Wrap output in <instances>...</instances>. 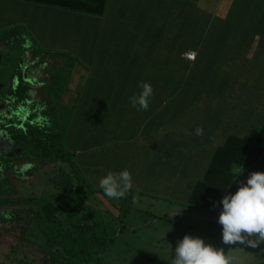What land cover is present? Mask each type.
<instances>
[{"label": "crops", "instance_id": "0c3cea01", "mask_svg": "<svg viewBox=\"0 0 264 264\" xmlns=\"http://www.w3.org/2000/svg\"><path fill=\"white\" fill-rule=\"evenodd\" d=\"M23 24L29 44L75 53L61 103L79 108L75 133L92 147L83 164L88 173L96 159V183L128 169L130 190L182 198L229 137L264 120V0H107L102 15L0 0V29ZM112 77L125 79L101 80ZM140 82L154 89L147 110L129 102Z\"/></svg>", "mask_w": 264, "mask_h": 264}, {"label": "trees", "instance_id": "16d2710c", "mask_svg": "<svg viewBox=\"0 0 264 264\" xmlns=\"http://www.w3.org/2000/svg\"><path fill=\"white\" fill-rule=\"evenodd\" d=\"M28 1L94 15H102L107 2V0H90L94 3L84 0ZM28 41L29 34L25 28L0 30V79L8 84V94L14 103L17 106L24 104L30 99L29 88L34 82L31 78L26 79L28 76L22 70H29L30 65L36 60L35 70L39 72L45 70L49 73V79L40 83L42 89L49 94V100L45 102L47 108L36 107L38 108L36 117H34L36 114H33L36 112L35 108L22 109L25 111L22 115L27 116V112L31 114L27 116L29 120H25L23 126H9V137L21 147L18 159L32 163L31 169H39L38 161L67 163L71 174L65 172L61 165L59 166L60 172L55 179V187L61 194L55 201L47 198L38 199L35 196L28 200L10 198L0 200V204L6 208L0 216V226L8 231L20 227L24 235L32 225L40 235L41 242L37 245L44 253V264H103L105 253L117 231L121 229L123 217L130 212L132 195L143 193L129 190L127 202L121 199L116 200L115 203L108 201L113 209L121 210V214L116 219L104 217L84 202L71 197L72 193H76L82 198L92 194H101L107 198L98 186L89 185L88 173L84 170L83 159H87L86 154L92 147L87 145L85 140L77 139L75 132L79 121V108L66 107L61 103V95L68 84L73 60L58 65L56 60H53L54 56L36 51L35 46ZM29 50L31 57L26 61L24 56L29 55ZM48 60L52 64L44 68L43 65ZM66 69L68 75L60 79L62 70ZM15 75L18 77V84L14 86ZM124 79L101 78L105 84H117ZM17 106L13 109H17ZM17 118L19 123L21 117ZM232 150L235 152L242 150L246 154L241 158L232 154L234 153ZM263 165L264 120L260 127L246 138L229 137L217 149L203 177L197 180L190 192L182 198L167 200L219 215L222 207L220 201L224 192H234L238 187L237 183H233L237 177L232 174V170L237 167L243 170L244 167L239 178L243 182L251 171L261 170ZM81 190L84 191L83 194H80ZM22 203H34V206L26 207L22 206ZM26 239L34 242L32 238ZM21 260L29 264L25 258Z\"/></svg>", "mask_w": 264, "mask_h": 264}, {"label": "rangeland", "instance_id": "374dc122", "mask_svg": "<svg viewBox=\"0 0 264 264\" xmlns=\"http://www.w3.org/2000/svg\"><path fill=\"white\" fill-rule=\"evenodd\" d=\"M27 26L16 25L11 29ZM26 30L29 39L34 41L31 31ZM33 45L36 51L54 56L53 60H56L58 65L63 64L65 59H72L75 56V53L64 46H49L39 41ZM30 57L31 51L29 50V55H25L24 58L28 61ZM34 62L35 65H30L29 69L30 75L34 77V84L29 88V107L39 106L38 108L44 109L47 108L45 102L49 100V94L42 89L40 83L49 79V73L45 70L41 72L35 70L34 66L37 61ZM50 64L52 62L48 60L43 66L48 68ZM65 75H68L67 69L62 70L60 79ZM38 108H35L36 112ZM92 161L90 169L88 168L87 179L90 186H95L98 183L93 180L91 174L94 175V173L91 170L94 169L96 159L93 158ZM38 162L40 167L36 170L31 169L32 165L26 161L12 162L11 167L21 173L18 176H15L14 172L3 173L7 178V183L0 173V199L28 200L35 196L38 199L57 200L58 195L61 194L55 187V179L60 172L59 166L61 165L63 170L69 174H71L70 168L67 163ZM83 192L81 190L80 194ZM128 195L129 193L126 192L125 197L120 199L127 202ZM71 197L84 202L104 217L116 219L121 214V210L113 209L108 202L115 203L118 199L107 196L105 198L101 194H92L87 198H82L72 193ZM132 198L130 212L123 217V222L120 224L121 229L117 231L105 253L103 264H172L176 243L185 234L202 237L206 243L217 247L226 257L230 258L231 264H264V241H260L256 247H251V243L258 239L253 235L245 237V243H224L221 236V225L217 219L218 215L182 206L180 203L165 201L164 198L139 196L138 193H134ZM22 206H34V203H22ZM4 209L6 208L0 205V216ZM26 238L34 239V242ZM40 242V235L32 225L28 227L24 235L20 227L11 228L8 231L0 226V264H25L22 258H25L29 264H44V253L37 245Z\"/></svg>", "mask_w": 264, "mask_h": 264}, {"label": "clouds", "instance_id": "9594fccd", "mask_svg": "<svg viewBox=\"0 0 264 264\" xmlns=\"http://www.w3.org/2000/svg\"><path fill=\"white\" fill-rule=\"evenodd\" d=\"M138 87L140 91L130 96L129 102L138 110H147L154 89L148 82H140ZM195 133L201 135L203 129L197 127ZM243 171L244 167L243 170L239 167L232 170L237 177L233 183H237L238 187L234 192H224L217 219L224 243H245V237L255 235L258 239L250 246L256 247L260 241H264V171H251L241 182L239 178ZM132 179L128 169L108 171L99 178L98 187L107 197L120 199L132 188ZM172 264H231V261L202 237L185 234L176 243Z\"/></svg>", "mask_w": 264, "mask_h": 264}, {"label": "flooded vegetation", "instance_id": "af4514ba", "mask_svg": "<svg viewBox=\"0 0 264 264\" xmlns=\"http://www.w3.org/2000/svg\"><path fill=\"white\" fill-rule=\"evenodd\" d=\"M33 62V61H32ZM33 64H35L33 62ZM32 64V65H33ZM23 73H26L28 77H26V79H30L34 82L33 78L30 75V71L29 70H22ZM0 166H2V168L0 169V173L1 176L3 178V180L7 183V178L5 177V175L3 173L5 172H11V173H15V176H18L19 173H21V171L17 170V169H13V167H11V164H13L12 162H27L28 164H31L29 161L25 160V159H18V156H20V152H21V147L14 143L10 137H9V133H8V129L9 126L14 125L16 127H18L19 125L23 126L24 121L29 120V116L31 115L30 113H26L27 116L22 115L25 113V111H22V109H26L28 110V108H30V99H27L25 101L24 104L21 105H16L13 101L12 98H10L9 94H8V84L2 80V78L0 79ZM13 85H17L18 84V77L15 75L13 77ZM17 106V109H13ZM32 108H36V107H32ZM38 112H35L33 114H36L34 117L37 116ZM17 117H21V121H18ZM34 120V118H33ZM35 160V159H33ZM33 167V165H32ZM4 198L0 199L3 200ZM1 205V204H0ZM2 206V205H1Z\"/></svg>", "mask_w": 264, "mask_h": 264}, {"label": "built area", "instance_id": "2783aa9c", "mask_svg": "<svg viewBox=\"0 0 264 264\" xmlns=\"http://www.w3.org/2000/svg\"><path fill=\"white\" fill-rule=\"evenodd\" d=\"M184 55L189 60H194L195 59V52H193V51H187V52H185Z\"/></svg>", "mask_w": 264, "mask_h": 264}, {"label": "water", "instance_id": "95a60500", "mask_svg": "<svg viewBox=\"0 0 264 264\" xmlns=\"http://www.w3.org/2000/svg\"><path fill=\"white\" fill-rule=\"evenodd\" d=\"M84 1H87V2H90V3H94V2H92V1H90V0H84Z\"/></svg>", "mask_w": 264, "mask_h": 264}]
</instances>
